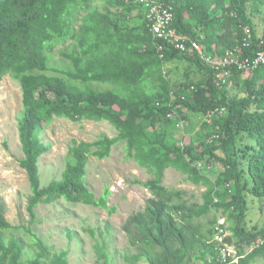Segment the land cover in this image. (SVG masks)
Masks as SVG:
<instances>
[{"label":"trees","instance_id":"1","mask_svg":"<svg viewBox=\"0 0 264 264\" xmlns=\"http://www.w3.org/2000/svg\"><path fill=\"white\" fill-rule=\"evenodd\" d=\"M154 1L172 13L169 27L186 38L183 50L153 37L139 0H0V81L10 76L21 92L18 163L30 189L28 226L6 222L0 204V264H68V250L51 253L30 230L35 209L63 198L115 213L107 188L98 199L89 190L85 168L122 142L127 157L152 175L134 180L150 197L122 225L135 251L123 257L126 264H233L220 252L225 246L237 264L264 259V224H246V197L264 202V64L244 71L206 61L264 54V0ZM173 62L187 67L180 82L165 72ZM194 73L198 80L189 78ZM54 118L105 121L117 136L73 141L60 179L41 186L39 159L48 147L39 134ZM191 118L200 123L186 136ZM213 165L220 170L210 179ZM168 169L205 188L201 204L162 184ZM217 226L226 233L222 243ZM21 230L36 249L25 262L22 240L4 233ZM94 251L96 264H110L104 243Z\"/></svg>","mask_w":264,"mask_h":264},{"label":"rangeland","instance_id":"2","mask_svg":"<svg viewBox=\"0 0 264 264\" xmlns=\"http://www.w3.org/2000/svg\"><path fill=\"white\" fill-rule=\"evenodd\" d=\"M254 21L260 34L261 21L259 18ZM186 68L184 63L173 62L165 65V72L171 80L180 82L187 72ZM189 78L198 80L200 76L194 73ZM91 85L97 89L109 88V85L104 84ZM233 93H236L235 89ZM21 110L20 89L14 79L5 76L0 81V204L6 222L12 226L26 227L29 222L26 205L30 189L26 174L18 163L22 158L17 133ZM199 123L198 119L191 118L190 123L183 126V134L191 136L197 131ZM100 136L114 138L117 131L105 121L83 120L76 123L64 118H54L39 134L44 145L48 147L47 152L39 159L40 185L46 186L50 181L60 179L68 148L73 141L93 142ZM219 170L218 165H213L212 170L205 173L213 179ZM85 171L86 185L95 198L98 199L107 188L110 192L107 205L115 207L116 212L109 215L105 210L82 203H69L61 198L37 206L36 224L30 225V230L43 240L51 253L68 250V264H96V242L104 243L110 264H126L123 257L135 251L128 245L122 225L133 212L143 210L147 198L150 197L149 192L135 184L134 180L145 183L152 175L127 157L124 142L115 145L107 159L97 160L90 157ZM162 184L169 189L185 192L186 197L198 205L202 203L201 195L205 188L201 185L195 186L174 169L164 172ZM246 201L247 227H260L264 224V202L249 196ZM88 229L93 230L94 237L89 234ZM4 233L6 239L12 235L22 240V262L35 255L36 249L31 238L23 230ZM254 264H264V259H259Z\"/></svg>","mask_w":264,"mask_h":264},{"label":"built area","instance_id":"3","mask_svg":"<svg viewBox=\"0 0 264 264\" xmlns=\"http://www.w3.org/2000/svg\"><path fill=\"white\" fill-rule=\"evenodd\" d=\"M139 2L143 6V10L145 12V18L150 23V30L153 34L154 38L157 39H163L164 41L171 44L174 48L183 50V42L186 40L185 37L177 35L176 32L169 27V24L173 18L172 13L165 8L161 3H158L154 0H139ZM192 46L198 50V52H201L200 49L192 43ZM207 62L211 63L212 66L215 69H219L221 67L227 66V65H236L238 68L244 70V71H250L252 69L257 68L260 64H264V54L258 53L253 59L244 58V59H235L232 56V53L226 54L224 58L215 61L206 59ZM220 220V221H219ZM218 220V226H221L224 224L223 219ZM223 220V221H221ZM217 226L216 231V237L215 240H217L219 243H222L224 237L226 236V233ZM226 249H220V252L222 256L225 254L231 255L233 260V264L238 263V257H236V252L231 246H225ZM224 262V258H223Z\"/></svg>","mask_w":264,"mask_h":264}]
</instances>
